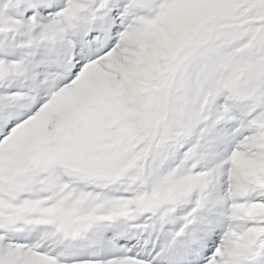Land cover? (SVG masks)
I'll list each match as a JSON object with an SVG mask.
<instances>
[{"label":"snow or ice","instance_id":"6c2138e0","mask_svg":"<svg viewBox=\"0 0 264 264\" xmlns=\"http://www.w3.org/2000/svg\"><path fill=\"white\" fill-rule=\"evenodd\" d=\"M0 264H264V0H0Z\"/></svg>","mask_w":264,"mask_h":264}]
</instances>
